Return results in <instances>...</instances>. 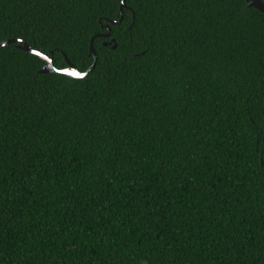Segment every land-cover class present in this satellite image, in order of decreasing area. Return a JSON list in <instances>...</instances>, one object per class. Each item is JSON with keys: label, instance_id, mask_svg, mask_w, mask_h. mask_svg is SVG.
<instances>
[{"label": "trees", "instance_id": "obj_1", "mask_svg": "<svg viewBox=\"0 0 264 264\" xmlns=\"http://www.w3.org/2000/svg\"><path fill=\"white\" fill-rule=\"evenodd\" d=\"M121 3L0 0V264H264V14Z\"/></svg>", "mask_w": 264, "mask_h": 264}, {"label": "water", "instance_id": "obj_2", "mask_svg": "<svg viewBox=\"0 0 264 264\" xmlns=\"http://www.w3.org/2000/svg\"><path fill=\"white\" fill-rule=\"evenodd\" d=\"M250 6L256 8L257 10H259L261 13L264 14V5L260 2V0H250ZM125 7V0H122L121 3V20L123 18V8ZM112 22L111 24H118L121 22ZM105 30L108 31V33L106 35H104L105 37H110L112 32L109 26H104ZM14 41H8V42H4V43H0V47H4L7 46L11 43H13ZM93 40L91 41V48H90V54L94 55V64L93 66L85 73H80L72 64H70V62L68 61V59L66 58V62L68 64V67L62 69V70H58L53 66V61L48 57L43 55L42 53L36 51V50H32L27 44H22L21 46H19L20 49L29 52L31 54H34L36 56H38L40 59L44 60L46 62V65L44 66L43 70L41 71L42 74H47V73H59V74H64L66 76H68L69 78L72 79H82L84 78L91 70H93L96 66V62H97V58H96V54L95 51L93 49Z\"/></svg>", "mask_w": 264, "mask_h": 264}]
</instances>
